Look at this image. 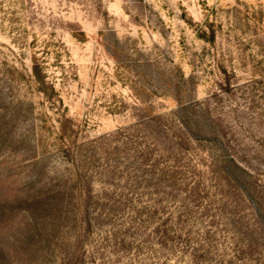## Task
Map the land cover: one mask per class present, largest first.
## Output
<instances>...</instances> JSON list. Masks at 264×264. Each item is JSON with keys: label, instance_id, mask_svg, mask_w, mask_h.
Listing matches in <instances>:
<instances>
[{"label": "rangeland", "instance_id": "rangeland-1", "mask_svg": "<svg viewBox=\"0 0 264 264\" xmlns=\"http://www.w3.org/2000/svg\"><path fill=\"white\" fill-rule=\"evenodd\" d=\"M180 114L167 209L106 158ZM0 264H264V0H0Z\"/></svg>", "mask_w": 264, "mask_h": 264}, {"label": "trees", "instance_id": "trees-1", "mask_svg": "<svg viewBox=\"0 0 264 264\" xmlns=\"http://www.w3.org/2000/svg\"><path fill=\"white\" fill-rule=\"evenodd\" d=\"M189 104H191L192 106H203L202 103L195 101L192 103H187L186 105L182 104V108L180 109V111L183 110V106L186 109L189 108ZM180 116L181 117L177 118L174 124L177 131H180L182 135L178 134L176 130L174 132L173 128L169 127L168 124L163 122L164 124L162 126L150 129L151 132L149 134V137L147 135L140 136L135 133L132 134L134 138L141 139L139 146L136 144V140L134 138H127L128 136H126V138L124 139H129L130 141L125 142L123 140L122 147L112 148V150L107 152L109 154L106 158V172H108L110 176L113 177L118 174L119 177L125 180V189L127 188L131 191L137 189L138 192H140L139 189H142L144 191L140 194L148 195V197H150V201H152L153 198L157 197L156 199H154V203L158 206L165 205V208L167 209L171 205L168 200L176 198L177 195L182 191V186L186 184L185 180L187 179V172L190 171V173H194L192 169H189V162L186 161V159H190V157H188L186 152H184V150L179 147L181 143V147H184L183 144L187 141V139H184V135H189L191 133L189 130L191 129L190 121L188 120L190 118L188 116H186L185 118L181 114ZM172 120L174 121V119H170V121ZM164 121L168 120L164 119ZM139 125H143V123ZM142 128L140 127V129H137L135 132H137L138 130L144 132V128L146 129V127ZM158 128L162 129V132L165 133L166 140L167 134L171 135V133H173L174 138L178 139V141H174V145H172L171 147H167L165 145H162L161 147L159 143H167L168 141L159 138ZM192 137H194L195 139H199L197 136ZM143 140L145 141V143ZM157 140L158 143L156 142ZM179 141L181 143H179ZM128 145H130V147H127ZM156 146L159 148L157 149ZM95 148L97 151L105 150V148L100 144L95 145ZM110 154H114L115 156L117 154H119V156L123 155V161H120V159L117 160L115 158L109 157ZM91 159L93 160L94 157H92ZM95 160L96 159H94L93 161ZM233 161L234 159H232V162ZM95 165L96 164H94L93 167H96ZM88 169L89 166H82V170L88 172ZM90 179L91 178H88V181H90ZM140 199L142 200L143 197H141ZM134 208L136 210V213L139 215L141 211H139L138 206L134 205ZM186 210V206L181 207V209L179 210L180 215L177 217L179 218V221L177 222L173 221L174 218H167L158 222L159 226L155 231L156 236L154 240H156V242H158L159 244L165 246L167 243H183L184 241H186V237H188L189 235L187 233V221L183 219V213ZM152 213H154V211ZM139 220L141 222L138 224V228L141 229L145 221H142V217H140ZM147 238L149 240L152 237L150 235H147Z\"/></svg>", "mask_w": 264, "mask_h": 264}]
</instances>
